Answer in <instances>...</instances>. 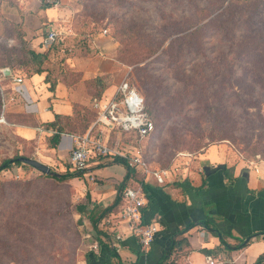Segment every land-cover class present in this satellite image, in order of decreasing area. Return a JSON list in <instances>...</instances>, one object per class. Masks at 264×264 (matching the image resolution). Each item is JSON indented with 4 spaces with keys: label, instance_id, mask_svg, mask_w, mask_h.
<instances>
[{
    "label": "crops",
    "instance_id": "1",
    "mask_svg": "<svg viewBox=\"0 0 264 264\" xmlns=\"http://www.w3.org/2000/svg\"><path fill=\"white\" fill-rule=\"evenodd\" d=\"M51 9L53 8L44 13L49 10L53 13ZM55 15L56 22H68L65 21L66 13L58 10ZM45 16L49 18L48 15ZM13 18L12 23L22 27L27 48L35 53L48 55V60L42 66L44 72L36 74L25 63L20 46L12 40L13 63L6 61L0 65V131L7 133L13 157L16 152L24 156L30 154V159L33 157L32 160L37 159L41 164L61 166L74 148V136H61L56 149H50L47 145L49 133L45 130V125L53 122L56 115L72 117L75 107L89 109L96 115L93 108L95 100L85 90L84 83L111 75L112 85L104 90L98 100L104 103L115 94L118 85L128 79L125 75L116 83V75L124 69H120L119 64L112 60L114 51L110 53L106 47L97 45L105 35L92 41V47L88 46V53H75L62 63L54 64L50 55L53 46L44 48L42 41L50 29L56 27V23L48 19L50 25L44 28V36L38 38V28L47 19H42V15L34 17L31 23L36 24V27L29 29L26 16ZM67 31L65 37L72 39L74 34ZM94 49L106 56L101 59L91 58L90 51ZM64 50L73 53L74 49L71 47ZM59 67L63 69V73L56 80L52 91L50 83H54L57 75L50 77L49 73L52 70L57 74ZM72 73L76 77L74 85L66 78L67 74ZM18 79L22 80L21 83L16 82ZM110 136L111 143L115 142V148L121 150V137L128 135L113 132ZM117 138H120L119 141ZM26 145L30 147L29 154L26 153ZM183 161L184 164L179 168L178 165L169 170L156 167L155 170L164 181L163 185L156 184L152 175L142 180L148 186L147 198L143 221L136 226L142 229L152 225L157 229L151 246L146 250L140 246V237L129 228L127 221L120 218L124 205L122 196L115 211L100 221V234L93 229L94 217L90 212L96 208L105 210L115 203L126 177L123 166L96 168V164H93L82 179L54 185L43 179L42 174L33 168L31 169L38 175L28 176L23 182L6 183L0 176V181L4 184L39 181L38 194L46 199L47 207L53 209L50 220L22 221L16 229L12 225V232L4 233L3 241L12 244L16 257L11 253V257H8L11 260L5 257L3 264H159L178 229L201 221L210 223L217 234L194 225L183 234L186 244L179 252L171 253L170 262L262 264L264 161L253 162L250 166L239 160L235 153L228 151L225 145L209 146L200 155ZM195 166L198 167L197 170ZM224 167L233 168L235 182L232 186H227L222 173ZM14 168L16 167L7 172ZM204 176H207L204 187L195 191L202 185ZM132 181L126 185V189L142 191L141 185L133 188ZM84 200L87 203L78 212L76 206ZM110 248L114 249L115 258L111 256Z\"/></svg>",
    "mask_w": 264,
    "mask_h": 264
},
{
    "label": "rangeland",
    "instance_id": "2",
    "mask_svg": "<svg viewBox=\"0 0 264 264\" xmlns=\"http://www.w3.org/2000/svg\"><path fill=\"white\" fill-rule=\"evenodd\" d=\"M40 2V0H0V65L6 61L13 63L14 60L11 56L14 44L8 36V31L10 24H13V17L16 16L21 18L26 16L29 29L36 27V24L31 23L34 17L42 15V19H47L38 28V38L44 36V28L50 25L48 19L56 23V27L50 29L57 35L56 42L50 50L54 64L62 63L75 53H83L81 50L84 38L87 47H92V41L105 35L97 45L106 47L110 53L114 51L112 60L119 64L120 69H124L122 73L116 75V83L126 75V79L154 110L155 134L145 140L131 138L130 135H128L130 137H121L123 142L120 145L121 150L118 148L127 158L137 155L146 164L145 167L136 166L131 184L133 188H139V182L151 175L155 181L153 174L157 173L156 167L169 170L178 165L179 168L184 164L183 160L193 159L209 146L225 145L228 151L235 153L239 160L250 166L254 164L253 162L264 161V93L261 90L264 88L262 81L264 75H260L263 79L255 81H252L250 76L243 80L242 63L232 55L228 56L230 50L237 48L241 42L239 25H228V21L224 19L223 22L215 21L205 31L204 47L201 43L202 37L200 43H197L196 36L195 41L190 38L184 42L181 49L175 47L171 54L173 55L176 50L179 51L175 56L184 61L180 68L165 65L163 61L156 59L157 55L129 66L117 60V50L121 45L119 41H123V45L125 43L126 48L124 46L122 48L126 49L127 57L131 53L145 56L146 45L171 35L172 29H175L177 11L184 10L185 17H190L186 12L187 5L184 8L178 7L168 0L165 4L159 0H46L49 5L54 4L51 9L53 13L50 10L44 13L39 9ZM193 5L200 6L202 1L194 2ZM226 6L227 3L222 10ZM193 9L191 8V11ZM58 10L66 13L65 21L68 22L63 24L54 20ZM159 13L164 15V18L159 19ZM45 14L49 18H46ZM162 29L166 32V36L162 34ZM67 30L74 34L72 39L65 37L68 34ZM174 38H168L164 47ZM60 43L61 48H58ZM71 47L74 49L73 53L64 50ZM90 52L91 58L101 59L106 56L105 54L102 56V53L97 52L96 49ZM223 58L228 61L226 68L222 62ZM204 62L210 64L205 68L202 66ZM230 66L231 72L228 71ZM203 75L207 77V82L203 80ZM107 77L112 85V76L107 75ZM66 78L72 82V85L76 82L73 73L67 74ZM155 87L160 93L158 101L153 98ZM84 88L88 91V82L84 83ZM81 134L82 132H78L74 137L84 135ZM119 139L117 138V141ZM9 142L7 133L0 131V160L13 157ZM109 144L115 148V142L111 143L109 140ZM25 150L26 153H30L29 146L26 145ZM109 162V166L116 165L111 163L112 161ZM195 167L197 170L198 167ZM50 168L55 173H62L70 166L65 161L61 166L53 164ZM35 174L38 175L31 168L24 170L16 167L12 171L2 172L0 176L3 182L9 183L23 182L28 176L33 177ZM155 183L158 184L157 181ZM86 203L87 201L84 200L76 206L78 212ZM12 213L16 217L19 211L15 210ZM2 222L3 220L0 222V227L3 226ZM9 231L8 226L0 228V232ZM2 239L4 238L0 236L1 250Z\"/></svg>",
    "mask_w": 264,
    "mask_h": 264
},
{
    "label": "trees",
    "instance_id": "3",
    "mask_svg": "<svg viewBox=\"0 0 264 264\" xmlns=\"http://www.w3.org/2000/svg\"><path fill=\"white\" fill-rule=\"evenodd\" d=\"M40 11H45L50 9L52 6L46 2V0H40ZM166 0H159L162 4H165ZM175 6L184 8L187 5V13H189V18L185 17L184 10L177 11L178 16L176 15L175 21V29H172L171 35H167L165 39L161 41H157L156 43H151L146 45L147 53L144 55H136L131 53L128 57L126 56V45L123 41L120 42V47L117 50V60L123 64H128L129 66H134L144 59L153 57L157 55L156 59L163 61L165 65H170L172 67H182L183 60L177 59L175 55L179 53L178 50L174 52L172 55V50L177 47V49H181L183 47V43L188 41L190 38H193L195 41V36L197 39V43H200L202 37V45L204 47L205 39L204 34L205 31L212 23L215 21L227 20L228 25H239L241 29L240 39L241 42L237 45V48L231 49L228 56H233L236 60L242 63L241 76L244 77L243 80L247 77H251L252 81L256 79H263L260 75H264V0H168ZM202 5L194 7V2H201ZM227 3V6L222 10L223 6ZM191 8H194L191 11ZM222 10L221 12H219ZM160 12H162L160 10ZM164 18V15L159 13V19ZM237 22V23H235ZM223 28V27H222ZM162 34L166 36V32L162 29ZM126 35V34H125ZM125 35H122L125 37ZM8 36L11 40L15 41L21 48L24 53L25 63L31 66V69L36 73L40 74L44 72L42 66L44 62L48 60V55L35 53L27 48V44L24 41V33L22 32V27L16 24H10V30L8 31ZM170 37H175L172 39L169 44L164 47L166 41ZM86 38H84L82 42V52H89V49L86 45ZM125 47L124 49L122 47ZM61 46L59 45L58 48ZM7 49V48H5ZM77 51V50H76ZM129 54V51H128ZM144 54V53H142ZM223 57V56H222ZM242 60H241V59ZM195 62V61H193ZM224 64V68L227 67L226 62L227 59H222ZM194 64V63H193ZM204 62L203 67H207L209 65ZM212 67V66H210ZM228 71L231 72V66L228 68ZM63 73V69L59 67V71L57 74H54L51 70L49 76L57 75L54 79V83H50V89H54L56 85V80L59 79L61 74ZM205 74V73H204ZM217 75L219 73H216ZM216 75V76H217ZM52 76V77H53ZM206 76L203 75V80L207 82ZM242 80V81H243ZM264 83V80H262ZM49 83V82H48ZM110 84V80L107 76L96 78L92 81L88 82V94L92 100L98 101L101 99L104 90ZM132 84V83H131ZM156 90L153 93V98L158 101V96L160 95L159 89L155 87ZM261 88V87H260ZM264 93V88H261ZM140 93V92H139ZM145 100V110L151 117L154 122L153 109L147 105ZM150 105H152L150 103ZM150 107V108H149ZM95 114L89 110L81 107L74 108V115L72 117H64L56 115L54 117V121L45 125V130L49 133V137L47 138V145L50 149H56L59 139L63 135L75 136L76 133L82 132L81 135L85 134L89 129L90 125L95 120ZM156 132V126L154 135ZM151 135V136H152ZM135 138L132 136L131 138ZM24 156V155H23ZM20 156L18 152L15 153V156L12 159H4L0 162V174L4 171L10 170L13 167H19L22 169L31 168L28 165H25L19 161L20 158L30 159L29 156ZM109 161L107 158H96L95 164L96 168H103L109 165ZM116 165H121L126 169V177L124 179V183L119 189V196L116 199L115 203L108 207L105 210H99L98 208L92 210L90 215L94 217L93 221V229L97 233L100 234V230L98 229V225L102 219L107 217L110 213L115 211L121 201V196L123 191L128 186L130 180H133L135 175V170L129 168L127 161L120 158L115 157L111 162ZM89 171V168L85 171H76L71 169V167L62 173H55L50 169V173L47 175L42 174V178L49 180L53 185L59 183H66L72 179H82L83 176ZM223 176L226 180L227 186H232L235 182L233 177V168L224 167L222 169ZM207 175V174H206ZM207 176H204L202 181V185L196 189L195 191H199L205 185V179ZM39 181H28L21 184H4L0 181V222L3 220V226L0 228H4L8 226L10 229L9 232H12V225L17 228V226L26 220H34V221H47L50 220V216L53 213L52 208L47 207L46 199L38 194ZM143 194L145 198L146 190L148 186L144 183V181L139 182ZM127 185V186H126ZM17 208V209H16ZM15 210L19 211L18 216L14 217L12 212ZM145 209H141V220L143 221V213ZM194 225L202 226L213 233L217 234V230L213 228L210 223L207 221H201L197 224L189 223L184 228L178 229V231L173 235L172 244L169 250L162 256L159 264H173L170 262L171 253L179 252L183 246H185L186 241L183 238V234ZM14 229V230H15ZM4 233L0 232V236L4 238ZM6 235V234H5ZM2 239L3 249L0 245V264H3L4 259L7 260L11 257V253H13V247L10 242H4ZM101 244V242H100ZM111 249V248H110ZM4 252V253H1ZM14 254V253H13ZM110 254L113 258H115L114 249H111ZM15 256V254L13 255ZM9 257V258H8ZM16 257V256H15Z\"/></svg>",
    "mask_w": 264,
    "mask_h": 264
},
{
    "label": "built area",
    "instance_id": "4",
    "mask_svg": "<svg viewBox=\"0 0 264 264\" xmlns=\"http://www.w3.org/2000/svg\"><path fill=\"white\" fill-rule=\"evenodd\" d=\"M56 39L57 35L52 30L49 31L42 41L43 47H52ZM21 81L18 79L16 82L21 83ZM93 108L96 118L86 134L74 137V148L69 152L67 159L69 166L76 171H85L95 164L96 158L113 161L115 157H120L127 161L131 169L135 170L136 166L145 167L146 164L137 155L127 158L109 144L113 132L135 136L138 140L148 139L154 133L155 125L145 110L144 97L130 81L121 82L110 99L104 103L95 101ZM153 177L159 185L164 184L160 174L155 172ZM90 180L93 182L92 178ZM122 199L124 205L120 218L127 221L129 228L140 237V246L146 250L151 246L157 229L152 225L142 229L136 226L141 222V209L145 206V197L140 189H126L122 193ZM209 264L214 263L210 261Z\"/></svg>",
    "mask_w": 264,
    "mask_h": 264
},
{
    "label": "water",
    "instance_id": "5",
    "mask_svg": "<svg viewBox=\"0 0 264 264\" xmlns=\"http://www.w3.org/2000/svg\"><path fill=\"white\" fill-rule=\"evenodd\" d=\"M19 161L25 165H28L29 167L33 168L34 170L43 175H47L50 173V168L44 164L39 163L38 161L25 158H20Z\"/></svg>",
    "mask_w": 264,
    "mask_h": 264
}]
</instances>
